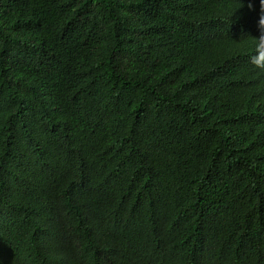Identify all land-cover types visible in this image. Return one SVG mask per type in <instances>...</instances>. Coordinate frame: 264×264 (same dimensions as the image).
Here are the masks:
<instances>
[{
  "label": "trees",
  "instance_id": "1",
  "mask_svg": "<svg viewBox=\"0 0 264 264\" xmlns=\"http://www.w3.org/2000/svg\"><path fill=\"white\" fill-rule=\"evenodd\" d=\"M0 264H264V3L0 0Z\"/></svg>",
  "mask_w": 264,
  "mask_h": 264
},
{
  "label": "clouds",
  "instance_id": "2",
  "mask_svg": "<svg viewBox=\"0 0 264 264\" xmlns=\"http://www.w3.org/2000/svg\"><path fill=\"white\" fill-rule=\"evenodd\" d=\"M261 3H264V0H261Z\"/></svg>",
  "mask_w": 264,
  "mask_h": 264
}]
</instances>
